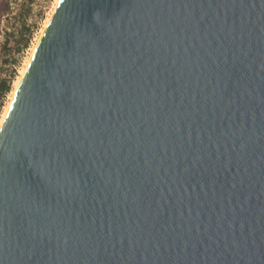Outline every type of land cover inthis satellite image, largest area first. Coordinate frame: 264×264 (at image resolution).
<instances>
[{"label": "water", "instance_id": "95a60500", "mask_svg": "<svg viewBox=\"0 0 264 264\" xmlns=\"http://www.w3.org/2000/svg\"><path fill=\"white\" fill-rule=\"evenodd\" d=\"M0 129V264H264V0H59Z\"/></svg>", "mask_w": 264, "mask_h": 264}, {"label": "rangeland", "instance_id": "374dc122", "mask_svg": "<svg viewBox=\"0 0 264 264\" xmlns=\"http://www.w3.org/2000/svg\"><path fill=\"white\" fill-rule=\"evenodd\" d=\"M55 2L0 0V80H12L11 90L1 99L0 116Z\"/></svg>", "mask_w": 264, "mask_h": 264}, {"label": "bare ground", "instance_id": "6f19581e", "mask_svg": "<svg viewBox=\"0 0 264 264\" xmlns=\"http://www.w3.org/2000/svg\"><path fill=\"white\" fill-rule=\"evenodd\" d=\"M58 2H59V0H56V2H55V4H54V8H53L52 11H51V14L47 17V19H46V21H45V24H44V27L42 28L41 35L44 33V30H45L46 27L48 26V24H49V22H50V20H51V18H52V16H53V14H54V12H55L54 9H56ZM41 35H40V37L38 38V41L36 42V44L34 45V47L32 48V52H31V54H30V57L27 59L25 65H24V68H23L22 71H21V74H20L19 78L17 79V81H16V83H15V86H14V88H13V92H12V94L10 95V99H9V101H8V103H7V105H6L5 109H4V111L2 112V114H1V116H0V128H1V126H2V124H3V122H4V120L6 119V117H7V115H8V112H9V109H10L11 103H12V101H13V98H14V96H15V93H16V91H17V89H18V86H19L20 82L22 81L23 77H24L25 74H26V71H27V68H28V65H29L30 59H31V57H32V55H33V53H34V51H35V49H36L37 44L39 43V41H40V39H41V37H42Z\"/></svg>", "mask_w": 264, "mask_h": 264}, {"label": "trees", "instance_id": "16d2710c", "mask_svg": "<svg viewBox=\"0 0 264 264\" xmlns=\"http://www.w3.org/2000/svg\"><path fill=\"white\" fill-rule=\"evenodd\" d=\"M27 42L24 43V45ZM11 78L9 79H1L0 80V104H1V99L3 98V96H5L10 90H11Z\"/></svg>", "mask_w": 264, "mask_h": 264}, {"label": "clouds", "instance_id": "9594fccd", "mask_svg": "<svg viewBox=\"0 0 264 264\" xmlns=\"http://www.w3.org/2000/svg\"><path fill=\"white\" fill-rule=\"evenodd\" d=\"M0 131H2V129H0Z\"/></svg>", "mask_w": 264, "mask_h": 264}]
</instances>
